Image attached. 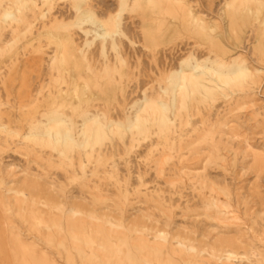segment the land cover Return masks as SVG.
I'll list each match as a JSON object with an SVG mask.
<instances>
[{
  "label": "rangeland",
  "instance_id": "374dc122",
  "mask_svg": "<svg viewBox=\"0 0 264 264\" xmlns=\"http://www.w3.org/2000/svg\"><path fill=\"white\" fill-rule=\"evenodd\" d=\"M22 1L33 10L32 0ZM130 1L53 0L50 9L39 1L40 10L35 8L27 13L29 23L17 21L15 16L0 21V46L6 50L0 52V101L4 102L0 105V115L8 126L18 128L19 135L10 138L0 131V144L5 139L11 142L9 147L0 146V159L11 164L9 170L14 177L13 181L2 184V189L18 188L21 179H32L31 174H38L36 181L45 193L39 196L60 204L59 218L63 225L82 224L88 232L101 223L70 210L78 207L120 221L122 227L111 226L113 235L124 230L138 237L142 229L139 225L146 224L148 237L152 238L156 229L174 232L164 226L159 204L145 201L137 192L151 190L166 180L150 168L152 163L145 164L143 159L151 145L155 147L160 129L173 124L170 95L179 78L169 71L177 67L185 71L183 109L198 107L209 119L212 130L207 133L199 130L196 135L210 134L208 141L212 143L227 131L225 126H237L243 128L251 143L262 145L264 150V107L257 110L259 113L254 112L260 105H251L238 91L250 79L248 75L236 64L227 70L213 65L217 72L208 79L209 67L204 68L203 74L194 66V59L205 61L209 66L207 56H221L223 49L242 46L247 38L251 41L248 47L254 52L253 57L264 56V0H254L249 8L240 10L224 7L229 0H150L148 3L136 0L138 5L134 11L126 5ZM91 15H115V20L103 28L106 31L103 51L100 37L90 32L94 28L103 29L97 27ZM52 55H56L55 65L49 68ZM248 63L250 67L252 64ZM96 78L98 82L93 81ZM256 78L263 83L264 91V69ZM145 93L160 94L158 101L169 103L159 106L165 115L158 112L136 121L132 114L125 113V110L140 109ZM230 94L234 95L230 97ZM59 104L65 114L54 111L53 106ZM83 110L89 112L82 114ZM95 111H107V115H99L101 122L92 121L89 118ZM187 118L190 125H200V116ZM79 124L84 143L77 136L80 132L75 130ZM47 127L58 134L57 140L49 142L43 136ZM132 137L138 139L133 148L130 147ZM111 139L118 150L127 153L120 159L115 157L120 186H114L109 165L105 171L99 166V176L104 179L99 181L97 176H90L88 185L82 186L78 183L81 169L77 167V159L88 165V158H94L99 148ZM69 158L73 159L71 164ZM123 158L130 162L127 164ZM250 162V157L243 152L237 153L236 158L227 155L224 161L234 176L229 182L242 185L245 191L251 185H259L262 205L254 207L264 209V173L256 177L250 169L246 172L239 169L241 164ZM49 181L54 184L50 185ZM141 181L145 185H140ZM98 182H103L104 192L99 196L101 202L95 203L96 195L90 191L92 183ZM26 206V216L30 218L31 211ZM132 206L138 210L130 209ZM147 207L159 218L158 222L143 216ZM12 216V222L21 232L19 240L8 238L7 243H0V264H22V256L26 257L23 248L44 254L52 264H75L56 253L54 247L34 246L24 222ZM3 219L0 212V226ZM54 237H57L55 233Z\"/></svg>",
  "mask_w": 264,
  "mask_h": 264
},
{
  "label": "bare ground",
  "instance_id": "6f19581e",
  "mask_svg": "<svg viewBox=\"0 0 264 264\" xmlns=\"http://www.w3.org/2000/svg\"><path fill=\"white\" fill-rule=\"evenodd\" d=\"M32 1L33 10L27 8L22 0H0V21H4V17L15 16L17 21L29 23L27 13L33 12L35 8L40 10L39 1L48 6V9L53 2V0ZM253 1L229 0L225 1L224 7L240 10L249 8ZM130 2L126 5L129 6L130 11H134L138 3L136 0ZM91 18L95 20L98 28L103 29L111 20H115V15L112 17L91 15ZM54 19L63 21L58 17ZM198 20L201 22L202 19L198 18ZM10 28L14 30L13 26ZM90 32L100 37V49L103 51L106 31L94 28L90 29ZM245 40L242 46L223 49V56L215 55L214 58L207 56L206 60L210 61L209 66L204 63L205 61L198 59H194V66L200 68L198 71L203 74L206 73L204 68L209 67L207 74L208 79L209 76L211 79V75L217 72L213 65L227 70L236 64L237 68L244 71L250 78L239 87L238 91L241 97L248 98L251 105H260L254 108V112L259 113L257 110L264 107V91L263 83L256 76L258 77L264 69V56L253 57L254 52L248 47L251 41L248 38ZM232 50L235 52L229 53ZM5 51V47L0 46V52ZM60 56L62 57V53ZM55 60L56 55L49 57V68L55 65ZM248 62L252 64L250 67ZM169 72L175 73L179 78L176 88L170 95L174 107L172 113L175 116L173 124L160 129L156 136L158 140L155 147L152 148L151 145L143 159L145 164L152 163L150 168L157 171L159 175L165 176L166 180L163 185L157 184L151 190L137 192L143 195L145 201L150 200L159 204L164 217L162 219L164 226L174 229V232L156 229L151 235L155 239H152L148 237V226L140 224L142 229L138 237L130 236L124 230L113 235L111 226L122 227L120 221L113 219L110 215H98L91 210L78 207H72L70 210L84 213L87 217L99 220L101 223L89 228L88 232L84 231L82 224L70 222L63 225L59 218L60 204L53 203L47 197L39 196L42 188L36 181L38 174H31L32 179L25 177L21 179L18 188H7L3 191L2 184L13 181L14 177H12L13 172L9 170L11 164L0 159V212L4 217L0 226V243H7L8 238L19 240L21 230L12 222V215H15L24 222L27 233L33 238L34 246L41 244V248L54 247L56 253L62 254L64 258L75 264H264V209L254 207L258 204L262 205V191L257 184L251 185L245 191L242 185L229 182V179L234 176L231 173L232 169L224 163L227 155H233V158H236L237 153L243 152L250 157L251 162L249 165L241 164L239 169L244 172L250 169L257 177L260 173H264L262 145L251 143L243 128L241 130L237 126H225L227 131L219 138V141L211 140L212 143L208 141L210 134L196 135L199 130L206 133L212 130L209 119L202 115L198 107L187 111L183 109L185 71L177 67ZM93 81L98 82V79ZM230 95L232 97L234 94ZM160 97V94L145 93L139 105L140 109L126 111L123 108V110L126 114H132L136 121L140 118L153 117L158 112L165 115V112L160 111L159 106H168L169 103L159 102ZM2 104L4 102L0 101V105ZM53 107L54 111L65 114L61 104ZM88 112L83 110L81 113ZM100 114L106 116L107 111L101 113L95 111L89 119L101 122ZM193 115L200 116L199 126L189 124L187 117ZM76 127V132H80L77 136L84 143L82 127L80 124ZM0 131L10 138L19 136L18 128L4 123L1 115ZM43 136L48 141L59 138L51 127L46 128ZM131 139L130 147L133 148L138 144V139L136 137ZM3 141L4 147L10 146L11 142L6 139ZM113 142L114 140L111 139L107 145L99 148L94 158H88V165L94 163L93 166L81 164L80 158L77 159L79 164L77 167L81 169L78 183L82 186L88 185L90 176H97L99 181L104 179L99 176V166L105 171L106 165H109L108 173L112 175L114 186H120L115 157L120 159L127 153L118 150ZM121 143L125 145L123 140ZM208 143L212 146L210 149ZM123 159L127 164L130 162L127 158ZM71 162L73 159L69 158L68 163L71 164ZM199 163L202 165H198ZM141 175L138 178H141ZM48 183L54 184L53 181ZM102 185L103 182L92 183L93 190L90 193L96 195L93 199L95 203L101 202L99 196L104 192ZM140 185H145V182L141 181ZM117 191L120 192V190ZM122 194L125 200L126 196ZM26 205H29L28 209L31 211L30 218L26 214ZM130 209L138 210L134 206ZM143 216L149 220L159 221L150 207H147ZM54 233L57 237H54ZM195 243L198 247H195ZM23 251L26 257L22 256V264H52L47 261L44 254H37L28 248H23Z\"/></svg>",
  "mask_w": 264,
  "mask_h": 264
}]
</instances>
